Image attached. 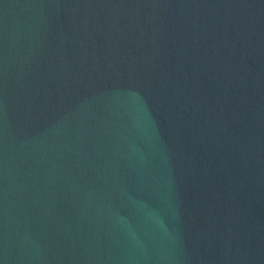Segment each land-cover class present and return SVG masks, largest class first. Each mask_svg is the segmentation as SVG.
Instances as JSON below:
<instances>
[{
  "label": "water",
  "instance_id": "water-1",
  "mask_svg": "<svg viewBox=\"0 0 264 264\" xmlns=\"http://www.w3.org/2000/svg\"><path fill=\"white\" fill-rule=\"evenodd\" d=\"M0 264H264V0H0Z\"/></svg>",
  "mask_w": 264,
  "mask_h": 264
}]
</instances>
